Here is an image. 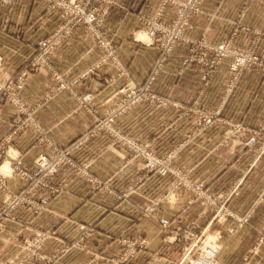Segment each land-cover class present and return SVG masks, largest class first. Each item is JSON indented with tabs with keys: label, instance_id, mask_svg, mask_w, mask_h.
I'll list each match as a JSON object with an SVG mask.
<instances>
[{
	"label": "crops",
	"instance_id": "crops-1",
	"mask_svg": "<svg viewBox=\"0 0 264 264\" xmlns=\"http://www.w3.org/2000/svg\"><path fill=\"white\" fill-rule=\"evenodd\" d=\"M161 3L162 0H116L105 18V34L112 38L116 61L105 63L81 80L75 86V94L94 95L99 109L105 111L118 99L115 92L123 80V65L134 81H144L157 57V47L139 45L131 37L143 33L141 17L153 16ZM202 10L192 17L186 35L209 43L228 38L236 48L252 49L264 56V0H206ZM164 12L167 17L174 16L175 5L169 2ZM59 22L56 14H46L42 0H17L10 8L0 3V84L11 82L27 69L39 41L51 35ZM185 54V47L178 48L155 84L160 94L175 103L141 106L122 122L129 120L135 126L131 132L152 141L159 154L173 155V165L187 170L193 180L203 181L218 203L209 204L184 188L165 198L163 195L173 186L171 178L158 174L140 177L145 167L136 160L123 173L121 167L128 154L122 146L111 144L106 150V139L92 141L75 153L76 158L86 162L93 157L96 163H102L104 170L91 172L112 181L109 188L98 191L87 177L77 175L69 167L61 170L54 182L67 181L68 185L51 194L45 210L36 213L28 206L21 207L12 219L5 221L0 231L1 259H19L23 252L18 243L29 241L36 229L52 232L54 238L45 252L53 254L93 227L88 244L101 252L100 258L117 253L121 237L145 238L148 246L136 255L133 264H177L191 243L202 237L219 248L222 264H264V70L254 67L244 71L232 93L225 96L221 106L223 123L200 127V115L188 108L195 102L210 108L220 104L230 78V60L223 61L204 84L197 62L178 73ZM101 56L93 34L78 27L50 54V61L56 74L60 72L73 80ZM49 71L27 70L21 99L37 103L38 110L33 112L36 124L47 128L56 144L68 145L87 128L89 114L69 91L54 95L42 105L45 91L57 83ZM3 97L0 146L7 154L0 158V172L9 174L10 156L20 155L26 165L34 167L39 155L51 153V148L35 146L38 136L31 129L22 131L13 141L7 140L16 110ZM229 121H240L259 131L258 142L246 146V137L225 141ZM124 179L141 182H136L135 191L123 197L128 191L123 188ZM28 183L20 176L8 178L11 191H20ZM47 194L50 191H40L37 196ZM5 197L0 190V205ZM161 199L164 200L159 204L151 205ZM146 206H150L147 213L143 211ZM219 207L222 210L216 214ZM244 216L250 218L239 225L236 218ZM84 255V251L72 250L53 264H77Z\"/></svg>",
	"mask_w": 264,
	"mask_h": 264
},
{
	"label": "rangeland",
	"instance_id": "rangeland-1",
	"mask_svg": "<svg viewBox=\"0 0 264 264\" xmlns=\"http://www.w3.org/2000/svg\"><path fill=\"white\" fill-rule=\"evenodd\" d=\"M42 1L44 2L45 12H46L45 0H42ZM97 1L98 0H90L89 1V7L100 10V8H97V7H101V3H98ZM179 1H182V0H162V3L160 5L159 9L154 13L153 16H142L141 17V21L143 23L142 25L144 26V31H143V33L142 32L138 33V34L136 33V35H133L131 38L134 39L136 42H138L139 45L156 46L157 51H158L157 57H156L154 63L151 65L149 72L147 73L144 81L141 83H137L136 81L133 80V77H132L131 73H129L127 67H125L124 65H123V67H121L120 75H122L123 80H122L121 84L118 85L117 90L115 92L118 99L116 100L114 105L108 107L109 109H107L105 111H101L99 109L98 104L93 100L94 95L79 96L78 94H75V86L81 80H83L86 77L96 73V71H98V69L102 65H104L105 63H108L109 61H116V58H117L116 50H115V54H116L115 58H113L112 55H108L105 48L100 43L99 36H97V34H96L98 32L99 33H102L103 31L105 32V18L107 17L111 7L114 5L116 0H113V2L112 1L110 2L107 10L104 13L102 11H100L99 14L103 13L104 19L101 20L102 23H100L98 26L96 25L95 28H93V27H91V26H89L83 22H79L72 27L66 28V27H68L67 24H65L64 21H61L60 17H58L60 19L58 26H56V29L52 32L51 36L48 35L47 37H45L44 39L39 41V43L37 45L38 48H37L35 54L30 58V60H28V63H27L28 65L26 66L27 69L23 70L20 74H18L16 77H14L15 79L12 78L11 82H8L6 84H0V94H1L0 97L4 96L3 97L4 100L9 101L7 98V96H9L8 87L12 86L20 76L24 75L23 85H25L26 78L28 76V72L34 73V72L39 71L43 68L48 69V71L50 70L52 75L54 77H56L57 83L52 88H49L47 91H45V93L43 94V98H42V105L44 106L47 103H49L51 101L52 97H54V95L65 92V91H69L73 94L75 99L78 101L79 105L81 107L85 108V110H87L88 114H89L88 115L89 122H88V125H86L87 128L85 130H83L82 132H80L79 134H76L74 136V138L72 140H70V143L68 145H67V143L65 145H58L54 142V140H52V136L50 134V131L47 128H45L44 126H38V124H36L37 122L35 120L33 112H34V109L38 108L37 103H29L28 101L21 99L22 100L21 102L25 103V105L27 107L28 112L26 115V114H23L19 110V108L17 107V104L13 103L12 101L11 102L9 101L11 103V105L16 110V118L14 120V124H13V128L11 130V133L7 137V140L10 139L11 141H13L16 138V136H18L22 131L31 129V130L35 131L36 135L38 136L37 141L34 143V145L35 144L47 145L49 148H51V153H41L39 155V157L46 155L47 157H53V159L59 160L57 172L54 175H51L47 178L48 181L49 180L51 181V187H38V189H36L34 191V194H33V196L36 200H39L40 197H43V196H50L51 197V194H56V193L60 192L61 190L65 189L67 187V185H68L67 181H63L60 183L54 182V178L58 175V173L61 170H64V169L66 170L67 167H69L71 170H73L77 175L87 177V179L90 181L93 189H96L98 191L108 189L109 184L112 181H108V180L106 181V180L94 175L91 172L92 170L93 171L104 170V166L102 165V163H96L97 159H95L93 157L89 158V160L86 162H82V161H79L78 158H76V154H75L77 151L82 149L87 144L89 145L92 141H98V140H103V139H106L109 142V143L107 142L105 144L106 150H110L109 147L111 146V144H117V145L122 146V148L128 154L126 163L124 165H122V167H121V170L123 173L126 172L127 169H129V167H130L129 164H131V162L136 160L139 163H143L144 167H145V171L143 170L144 172H143V174H141L140 177L145 178V177H148L150 174H158L159 176L164 177V178H166V177L171 178V182H172L173 186H171L170 190L167 191L163 195L165 198L168 196L170 197L171 194H174L178 189H181V188H184L187 190L189 189V190L193 191V193L197 197H200L195 193V191L193 189L183 185V183L181 182L182 176L186 177V178H188V177L191 178V177L189 176V172L187 170H184L182 168H179V167L173 165V163H172L173 155H171V154H168V155L159 154V152L154 148L152 141L142 140L139 137H137L135 134H133L131 132V129H132L131 127H135V126L132 123H130L129 120H126L127 123L125 121L122 122V119L125 118L127 115L134 113L135 110H137L141 106H145L148 104H150V105L156 104L157 106H166L169 103L170 104L175 103V101H172L167 96L160 94L155 89V84L157 83L159 75L163 74L167 62L173 57L176 50L180 47H185L186 54L182 57L183 58L182 59L183 64H182V68L179 69L178 73L179 74L182 73L186 66H189L194 62H197L200 64V69L202 71V79H203L204 84H207L209 82V80L213 76L215 70L223 61L230 60V65H229L230 78H229L228 84L225 85V89H224L225 94H224V97L221 100L220 104L215 108H210L206 105H201L198 102H195L192 106H190L188 108V109L196 110V112L200 115V121H199L200 127H213L217 124L223 123V118L221 116V111H222L221 106L223 107V105L225 104V96L230 95L232 93V91L235 88L240 76L242 75V73L244 71H248L254 67H259V68L263 69L264 65H262V64H259V65L258 64H251L248 66H239L238 69H236L235 58L233 56H230V55H220L218 53V50H217L219 45H221L222 43H229L231 48H235L238 51H247V50H242V49H239V48H236L235 46H233L231 39L227 38V39L220 41L219 43H209V41H206L204 38H201V37L196 38V37L191 36V35H186V29H187L192 17L203 11L202 10L203 5H204L206 0H203L201 5H199V1L197 2V7H199L200 11L197 12L196 10H191L188 13L187 12L182 13V15L185 14L186 18H188L186 22H185V20H182L181 8L178 4ZM250 1H252V0H250ZM169 2L174 4L175 9H176L175 14L173 13L174 16L172 15L171 17H167L165 15V12H164L165 7ZM46 14H48L50 16L55 15L53 13H47V12H46ZM56 14L59 15V13H56ZM180 18H181V20H180ZM147 20H149V21L147 22ZM151 20H156V21L162 22L164 25L167 26L166 28L169 30L176 29L175 34H171L169 31H162L155 38H151V35L148 32V25L150 24ZM60 26H62L64 29L60 30L59 29ZM78 27H85L88 31L91 32V34H93L97 45L102 50V56L93 65H91L90 67L85 69L82 73H80L75 79L68 80L67 78H65L64 74H62L60 72H59V74L55 73V71L53 69L54 67L52 68V65H51L52 63L50 61V54L57 48L58 45H60L63 42L64 37L66 35H68L73 29H76ZM91 28L94 29L96 32L93 31ZM56 31H58V34H59V41H58L57 45L55 44L56 46L54 45L51 49L44 51V49L40 46V42L45 40V39H48L49 37L51 39L56 34L55 33ZM105 36H106L105 37L106 39H109V40L112 39L109 35H105ZM174 36H175L174 41H171V38ZM112 44L114 47L113 42H112ZM175 57L178 58L177 56H175ZM102 58H103L104 62H102L101 64H99V66L94 68L93 66L96 65L98 62H100ZM263 58H264V56H263ZM120 66H121V64H120ZM27 70H28V72H27ZM87 71H89L90 73L87 74L86 76H83V74ZM57 76L59 78L61 77L60 80L58 79ZM61 79H64V81L69 86L63 85V80H61ZM148 82L151 83V88L153 91H155L158 95H160L161 97H163L167 100V101H165V103H158L156 101H150V100L146 99L145 97L141 101H134V102L131 101V99H132L131 96H133V89L132 88L136 87V86L142 87L144 84H146ZM21 91H22V89L20 90V92ZM20 92L17 91V94L19 93V97L21 98ZM141 95H143V94L141 93ZM124 103H126V105L123 106ZM36 111H35V113H36ZM208 112L216 113L215 115H211V116L214 117L215 121L217 118H220L221 121L218 120L217 122H215L214 125L213 124L212 125H207V124L205 125V122H204L205 118L204 117L206 116V114ZM28 114L33 115L32 120L25 121ZM230 122L242 123L240 121H229V123ZM225 123H227V122L225 121ZM113 127H114V129L119 130L123 136L118 135L115 132H113L112 131ZM246 127L250 128L248 125H246ZM230 128L231 127L228 126L225 141L229 142L232 140L243 139L246 137L245 138V144H246V146H248L247 145V139L249 137L248 134L242 133L241 135H237V136L228 135ZM250 129H252V128H250ZM252 130H254V129H252ZM127 138L136 140L137 143H139L143 146H146L148 149L149 148L154 149L161 157H164L163 159L166 160L170 170L166 174H162L159 171H157L159 169H151L149 167L148 161L144 157V155L141 154L136 149H134L132 144L130 142H127V141H131V140H129ZM95 150H98V149H95ZM101 150H102V148H101ZM6 154H7V150H4V148H1L0 158L4 157ZM10 158L12 159V163L10 164L9 174L0 172V177L2 179H4L7 184H8V178L9 177H19V175L15 174L17 171H18V173H20V170H23L24 167H27L29 169H35L37 166V163H35L34 167H30V166L26 165L24 163V160L21 158L20 155L16 156V157L10 156ZM19 161L22 162L21 165L18 164ZM20 167H22V168L20 170H18ZM22 178L26 179L27 181L29 180L27 177H22ZM194 181L197 183L198 182L202 183L203 186L205 187L203 181H198V180H194ZM122 182H124L123 188L124 189L128 188V191L124 192V194H123V197H124V196H127V193L129 195L130 193L134 192L136 187H137L136 182L140 183L141 180L138 179V180L134 181V180H130V179H124ZM28 186H26L24 189H22L20 191H11L10 193L11 194H18L21 191L25 190ZM205 189H206V187H205ZM0 190L3 191L2 188H0ZM47 190L50 191V194L37 196L38 192L47 191ZM200 198L203 199L204 201L208 202L209 204H211L210 199H206V197L205 198L200 197ZM164 199L154 201V202H152L151 205L153 206L154 204H159ZM7 200H9V197L6 196L5 199L3 200L2 204L0 205V209H1V207L2 208L4 207ZM25 206L30 207L36 213L41 212V211L37 212L30 205H21L17 209H14L8 217H5V219L2 220L3 225H4L5 221L10 220L14 217L15 213L18 211L19 208L25 207ZM149 210H150V206H146L143 208V211L145 213L149 212ZM218 212H219V210L216 212V214H218ZM238 218L239 217H237L236 219L238 220ZM238 223H239V221H238ZM38 230H41V229H36L29 241L18 243V247L23 252L22 256L19 259H17V260H4V259L0 258V260L5 261V262L9 261V262H12L15 264H20L19 261H21V262L26 261L25 264H30V263H35V262H38L39 264H53V263L57 262L58 260H61L64 257V255L67 254V252L72 251V250H81V251L85 252V255L78 261L77 264H133L132 260L136 257V256L132 257V255H130L128 258H126V260L124 262H122L119 259L122 254H124V253L126 254L128 252V248L125 244H123V240L124 239H134L131 237H121L119 239V242H118V246H120L121 249L113 255H109V256L100 258V256L102 255L101 252L94 249V248H91L88 244L90 234L94 230L93 227H91V228L89 227L85 231V233L82 234V237H80L79 239H75L73 242L64 246V248L62 247V248L58 249V251L56 253L47 254L45 252V247L49 243V241L54 238V236L52 234V238L50 240L48 239L45 242L43 248L39 250L40 257L35 256V255H30L29 250L26 246L29 244V242H31L33 240L35 235H37ZM135 239H139V238H135ZM141 239H145V238H141ZM199 239H200L201 244L197 241ZM207 242H208L207 240L203 241L202 237H198L197 239H195L191 243L189 249L183 254V256L180 258V260L177 262V264H187V263L188 264H194L195 259H193V258L198 255V254H196L197 253L196 251H198L199 247L204 246ZM147 246H148V242L146 240V246L137 250L138 253L141 250L145 249ZM218 252H219V248H218ZM138 253H136V255ZM218 258H219V255H218ZM183 259H185V260L182 261ZM219 261H220V259H219Z\"/></svg>",
	"mask_w": 264,
	"mask_h": 264
},
{
	"label": "built area",
	"instance_id": "built-area-1",
	"mask_svg": "<svg viewBox=\"0 0 264 264\" xmlns=\"http://www.w3.org/2000/svg\"><path fill=\"white\" fill-rule=\"evenodd\" d=\"M17 0H0V3L5 6V7H12ZM89 1L90 0H45L46 4V12L47 13H59L56 14L58 17H60L61 21H64L65 24H67L68 27H72L76 25L79 22H83L93 28L98 26L100 23H102L101 20H103L104 15L103 13L107 10L110 2L113 0H98V3H101L100 10H97L95 8L89 7ZM199 1V5H201L203 0H182L179 1L178 4L181 8V17L182 20L187 21L188 18H186V15L182 13L184 12H189L191 10H196L197 12L200 11L199 7H197V2ZM100 11L103 13L99 14ZM71 15V16H70ZM186 18V19H185ZM150 20V19H149ZM147 20V22L149 21ZM181 20V18H180ZM66 21V22H65ZM167 26L164 25L162 22L156 21V20H151L150 24L148 25V32L151 35V38H155L157 35H159L162 31H169L171 34H175L176 29L169 30L166 28ZM65 28V29H66ZM60 30H63L64 28L60 26ZM92 29V28H91ZM95 31L94 29H92ZM96 32V31H95ZM56 33V34H55ZM50 39H45L40 42V46L45 50L51 49L55 44L57 45L59 41V34L58 31H56ZM97 36H99V40L101 45L105 48L106 52L108 55H112L113 58L116 57L115 54V48L113 47V44L111 40L106 39L105 37V32L103 31L102 33H96ZM51 36V35H50ZM175 36L171 38V41H174ZM55 45V46H56ZM218 53L220 55H230L235 58L236 62V69H238L239 66H248L251 64H262L264 65V58L263 56L257 54L254 50L249 49L247 51H238L235 48H231L229 43H222L218 47ZM45 62V61H44ZM103 61V58L101 59L100 62H98L96 65L93 67L96 68L101 64ZM261 65V66H262ZM263 67V66H262ZM264 69V67H263ZM90 72L87 71L83 74V76H86ZM58 77V76H57ZM61 78V77H60ZM58 77V79L60 80ZM63 80V85L69 86L64 79ZM23 83H24V75L20 76L17 81L10 87H8V94L7 96L8 100L15 104H17V107L19 110L27 115V107L25 103L21 102V98L19 97V93L17 94V91L20 92L21 89H23ZM133 96L131 101H141L144 99V97L150 101H156L158 103H165L167 101L165 98L161 97L158 95L155 91L152 90L151 88V83L148 82L144 84L142 87L136 86L133 87ZM141 93L143 95H141ZM126 105V103L123 104V106ZM121 109V108H120ZM216 113L213 112H208L206 114L205 118V125H214L215 122L218 120L221 121L220 118H217L216 121L214 117L211 115H215ZM33 115L28 114L26 117L25 121L32 120ZM228 126H230V130L228 132V135H241L242 133L248 134V139H247V145L248 146H253L256 144L260 138V133L259 131L252 130L250 128H247L245 124L243 123H234V122H228ZM113 132H115L118 135L123 136L119 130L114 129L113 127ZM131 141L132 146L134 149L139 151L141 154L144 155V157L148 161V165L151 169H159V171L162 174H166L170 169L169 166L166 162L164 157H161L154 149L152 148H147L146 146H143L139 143L136 142V140L127 138ZM1 146H0V151H1ZM62 160V159H61ZM21 161H19L18 164L21 165ZM37 166L35 169H29L27 167H24L23 170H20L22 167H20L18 170H20V173L18 171L15 173L19 175L21 178L22 177H27L28 180V187L21 191L18 194H11V190L8 188V184L4 179L0 177V188L3 189L5 192V195L9 197V200L6 201L4 207L0 209V230L3 229V223L2 220L5 219V217H8L11 212L14 209H17L21 205H30L32 206L37 212L45 210L50 203V196H43L40 197L39 200H36L33 196L34 191L38 189V187H51V181H48V177L51 175H54L57 172L58 165H59V160L53 159V157H47L46 155L40 156L37 161ZM172 172V171H171ZM4 178V177H3ZM183 185L193 189L195 193L206 199H210L211 204H217V199L209 194L205 187L203 186L202 183L200 182H195L191 178H186L182 176V181ZM222 208L219 209L218 214L221 212ZM250 216H244V217H239L238 221L239 224L242 225L243 223L247 222L249 220ZM52 238V233L49 230H38L37 235L33 238L31 242L26 246L29 250L30 255H35L40 257L39 250L43 248L45 242L49 239ZM200 243V239L197 240ZM123 244H125L128 248V252L125 254H122L120 256V260L124 262L126 258H128L130 255L132 257L136 256V253H138L137 250L140 248H143L146 246V240L145 239H124ZM201 244V243H200ZM196 251V250H195ZM198 254L195 256L193 259L194 264H221L218 258L219 252L218 248L215 244L207 243L204 246L199 247L198 251H196ZM183 259L182 261H184ZM119 262V261H118ZM20 264H25L26 261L21 262L19 261ZM0 264H15L9 261H2L0 260ZM188 264V263H187Z\"/></svg>",
	"mask_w": 264,
	"mask_h": 264
}]
</instances>
